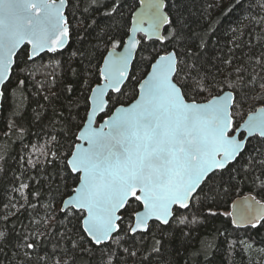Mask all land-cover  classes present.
Instances as JSON below:
<instances>
[{
	"label": "snow or ice",
	"instance_id": "1",
	"mask_svg": "<svg viewBox=\"0 0 264 264\" xmlns=\"http://www.w3.org/2000/svg\"><path fill=\"white\" fill-rule=\"evenodd\" d=\"M82 3L0 0V86L14 75L31 74L38 58L62 53L70 45L76 31L71 9L79 10ZM140 3L127 40L121 0H111L104 15L112 22L98 37L107 54L97 59L96 45L72 52L86 61L83 71L73 70L81 78L82 95L68 106L64 142L53 136L55 148L40 149L46 163L54 165L42 179L49 192L60 195V213L68 223L75 221L81 234L73 239L65 225L60 241L66 239L71 247L60 249L58 242L53 254L44 256L38 251L41 236L23 235L14 244L19 264H76V253L96 251L99 264H128L138 255L139 264H153L174 227L201 223L193 209L212 217L220 214L213 207L238 176L259 191L239 205L234 202L224 215L237 228L264 226V200L257 199L264 194V51L239 62L229 56L220 62L223 68L213 65L215 71H210L188 46L178 4L173 18L166 11L172 7L168 0ZM94 5L99 0H88L82 13ZM258 6L264 10V2ZM252 21L264 25V16ZM205 46L201 38L198 48ZM140 69L146 71L138 75ZM24 85L25 79H19L18 86ZM81 104L83 116L72 114ZM28 188L21 183L15 191L35 208L23 192ZM9 236V229L0 230V245L11 243ZM146 238L152 239L150 246ZM210 247L202 242L201 250ZM58 249L73 255L56 259Z\"/></svg>",
	"mask_w": 264,
	"mask_h": 264
},
{
	"label": "trees",
	"instance_id": "2",
	"mask_svg": "<svg viewBox=\"0 0 264 264\" xmlns=\"http://www.w3.org/2000/svg\"><path fill=\"white\" fill-rule=\"evenodd\" d=\"M87 2L88 0H84V3ZM110 2L111 0H99V5H94L87 13H82L84 3L79 10L71 9L75 12L76 31L73 32L70 45L62 53L46 54L43 59L38 58L31 74L14 75L2 88L4 95L0 109V230L4 228L10 230L11 243L0 245V264H19L15 256L17 249L14 244L31 230L41 236L38 249L41 256L52 255L53 247L58 242L60 249L71 247L66 239L60 241V235L57 237L59 232L65 231L63 223L66 222L63 213L57 210L54 203L60 195L49 192L48 183L42 179L45 173L54 171V165H48L46 159L43 161L42 157L38 156L37 149L43 147L45 152L54 149L56 145L52 140L53 136L61 143L64 142L63 121L69 116L68 106L71 101L82 95L81 78L74 75L73 70L83 71V65L86 64L82 57H73L72 52L77 48L89 50L96 45L99 48L96 53L97 59L105 54L104 45L100 43L98 37L112 22L104 15ZM168 2L172 7L166 11L173 18L177 12L175 6L179 5V14L185 23L184 31L190 38L188 46L199 52L210 71H215L213 65L223 68L220 62L229 56L239 62L249 55H259L264 51L262 47L264 41H261V37H264V25L252 21V17L264 16V10L258 6L264 0H239V2L237 0H168ZM121 3L123 17L120 22L124 26L125 39L128 35L131 14L137 7L138 0H121ZM67 12L66 9V14ZM93 19L96 21L95 25H92ZM201 38L206 41L203 50L198 48ZM234 44H239L240 47L235 48ZM250 44L252 47H249ZM45 61H48L50 66L47 69H38V65ZM133 71L136 72L135 61ZM144 71L146 69H140L137 74H142ZM19 79H25L23 87L18 86ZM95 80L96 78H93V82ZM69 86L73 88L71 93L67 91ZM15 93L17 95L14 98ZM84 110L83 104L79 108L71 109L72 114L79 111L81 116ZM9 125L12 127L9 128ZM28 144H31L32 148L28 149ZM30 158L37 160L34 163L35 168L31 169L27 164ZM224 179L227 180L226 174ZM21 183L29 185L25 190L28 200L36 203L37 207L51 202L50 205L52 208L54 206L56 212L54 221H49L48 224L45 217L42 225L38 226L36 223L32 225L33 220L38 216L37 207L28 209L29 206L23 197L15 191ZM258 191L259 189L254 187L250 180L241 183L238 176L237 180L232 182L228 193L221 194L218 206L213 207V210L220 214L212 217L193 209L192 212L200 218L201 223L189 227H174L171 236H165L162 253L153 264H241L240 258L247 243L256 246L258 250L250 264H264V226L236 229L228 216L224 215L235 197L247 193L256 195ZM37 192L40 193L39 197L31 195ZM257 198L264 200V194ZM182 211L190 215L187 210ZM5 216H7L6 220ZM66 227L70 229L69 226ZM240 231L245 234L247 240L243 244L238 238ZM185 232L189 235L184 236L182 233ZM202 242L211 245L207 252L201 250ZM145 243L150 246L153 241L151 238H146ZM60 249L55 254L56 259L65 260L73 255L71 252L63 255ZM197 250H201L200 254L194 255ZM75 257L76 264H99L100 253L99 251L94 255L76 253ZM139 260L138 255L135 261L129 259L128 264H139Z\"/></svg>",
	"mask_w": 264,
	"mask_h": 264
},
{
	"label": "rangeland",
	"instance_id": "3",
	"mask_svg": "<svg viewBox=\"0 0 264 264\" xmlns=\"http://www.w3.org/2000/svg\"><path fill=\"white\" fill-rule=\"evenodd\" d=\"M136 9V8H135ZM41 65H43V66H41ZM41 65H38V69H47L49 66H50V64H49V62L48 61H45V62H43ZM37 82V81H36ZM16 95H17V93H15V96H14V98L16 97ZM19 95V94H18ZM27 146H29L28 147V149H30V148H32V145L31 144H28ZM41 148H43V147H40V148H38L37 149V151H38V156H41L42 157V159H43V161L45 160V156L44 155H40V149ZM29 160H31L32 161V163L34 164L36 161L35 160H32L31 158L29 159ZM28 160V161H29ZM39 161V160H38ZM27 164L31 167V169H32V165L31 164H29L28 162H27ZM49 165V164H48ZM69 183L71 184V181H69ZM26 189H24L23 190V192L25 191ZM25 195H27L26 194V191H25ZM50 203L51 202H48V203H45V204H43V205H40V206H38L37 207V204L36 203H33L37 208V212H38V216H37V218H35V220H33V222H32V225H34V223H36V225H38L39 226V224H41L42 225V223H43V221H44V218L45 217H48L49 216V218H47V223L49 224V221H54L55 220V215L54 214H56V212H55V210H54V206H53V208H52V206L51 207H49V205H50ZM55 204H56V207H57V210L59 211V209H60V207H61V197H58L56 200H55V202H54ZM27 206H28V204H27ZM28 209H30V207H28ZM55 212V213H54ZM228 212V211H227ZM37 214V213H36ZM74 222V221H73ZM68 223L67 222V220H66V222L65 223H63V225L65 224L66 226H69L70 227V234L72 235V238L73 239H75L76 238V236L77 235H79L78 234V232H79V229L77 228V227H74L73 225L74 224H76V222H74V223ZM77 229H78V232H77ZM33 230H31L30 231V233L32 232ZM80 233V232H79ZM81 234V233H80ZM60 235V232H59V234L57 235V237ZM238 238H239V242L240 243H245L247 240H246V236H245V234L242 232V231H240L239 232V234H238ZM257 253H258V250H257V247L256 246H254V245H252V244H249V243H247L246 244V247H245V249H244V252H243V256H242V258H240L241 260V264H250V262H251V259L252 258H255V256L257 255ZM69 259V258H68ZM68 259H65V260H68ZM70 264H71V262H70Z\"/></svg>",
	"mask_w": 264,
	"mask_h": 264
},
{
	"label": "water",
	"instance_id": "4",
	"mask_svg": "<svg viewBox=\"0 0 264 264\" xmlns=\"http://www.w3.org/2000/svg\"><path fill=\"white\" fill-rule=\"evenodd\" d=\"M141 7H142V5H141V3H140V0H138V5H137L136 9L134 10V12H133V14H132L131 21H132V19H133L134 14L137 13V12L141 9ZM131 26H132V24H131V22H130L129 29L131 28ZM129 29H128V35H127V37L125 38V40H127V39L132 35V33L129 31ZM140 35H141V34H137V38H138V39H139V36H140ZM121 50H122V49H117V51H121ZM106 54H107V53H106ZM3 86H4V85H3ZM3 86H0V91H2ZM1 102H2V96H0V109H1ZM98 123H99V121H98ZM250 194H251V195H254L253 193H247V194H244V195H240V196L235 197V198L231 201V203H230V205H229L228 212L232 211V204H233L234 202H235L237 205H239V203H240V201L242 200V198L245 197V196H249ZM257 199H259V198H257ZM228 218H229V220H230V222H231V217L228 216ZM231 224H232V222H231ZM232 226H233L234 228H236V229L251 228L250 226H249V227H240V228H237V227L234 226L233 224H232Z\"/></svg>",
	"mask_w": 264,
	"mask_h": 264
},
{
	"label": "flooded vegetation",
	"instance_id": "5",
	"mask_svg": "<svg viewBox=\"0 0 264 264\" xmlns=\"http://www.w3.org/2000/svg\"><path fill=\"white\" fill-rule=\"evenodd\" d=\"M135 10V9H134ZM134 12V11H133ZM133 12H132V14H133ZM132 14H131V17H132ZM130 22H131V18H130ZM129 26H130V24H129ZM129 29V28H128ZM139 38H140V36H139ZM104 55H106V52H105V54ZM99 121V120H98Z\"/></svg>",
	"mask_w": 264,
	"mask_h": 264
}]
</instances>
